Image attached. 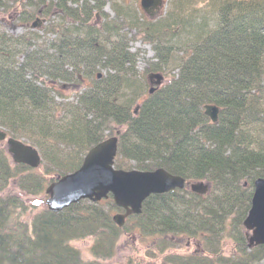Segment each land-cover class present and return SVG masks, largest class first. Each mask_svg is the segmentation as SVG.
<instances>
[{
    "label": "trees",
    "instance_id": "trees-1",
    "mask_svg": "<svg viewBox=\"0 0 264 264\" xmlns=\"http://www.w3.org/2000/svg\"><path fill=\"white\" fill-rule=\"evenodd\" d=\"M12 1L26 0H0V10L8 12ZM167 1L170 11L158 20L120 6L117 19L100 29L91 23L100 4L74 10L69 4L76 0H28L22 22L42 12L65 24L48 31L56 35L51 41L34 31L0 32V129L35 147L46 172L15 164L0 143V189L16 181L23 194L41 195L45 176L76 172L91 148L122 128L116 169L132 170L134 163L135 170L164 169L212 186L203 197L188 187L152 195L126 224L160 239L204 241L206 255L178 256L177 264H264V245L250 247L243 226L255 182L264 179V0ZM125 28L155 52L157 63L144 74L162 72L172 58L179 71L141 105L138 58ZM101 69L105 76L97 74ZM86 76L96 80L69 101L64 87ZM207 105L220 108L217 124L205 115ZM105 204L82 201L31 217L33 207L13 190L1 194L0 264L112 259L127 228L113 220L124 211L112 196ZM89 238L94 261L71 244Z\"/></svg>",
    "mask_w": 264,
    "mask_h": 264
},
{
    "label": "rangeland",
    "instance_id": "rangeland-1",
    "mask_svg": "<svg viewBox=\"0 0 264 264\" xmlns=\"http://www.w3.org/2000/svg\"><path fill=\"white\" fill-rule=\"evenodd\" d=\"M22 1H25V0H22ZM76 1H78L79 3L69 4V6L72 7L74 10H81V6H89V10H92L91 9L93 8L92 6H96L98 4L102 5L101 7H103V9L101 11L93 8V20L91 22L93 26L99 27L100 29H102V26L105 23L106 24L111 23L115 21V19H117L118 9L120 6L122 7L124 6L126 10L128 9L133 10V8H136L137 6L140 10V13L142 12L140 14L141 16L143 14L146 18H149L153 21L158 20L162 18L163 16H165V14H167L170 11V7H171V5H169L167 0H162L163 1L162 7H160V9L158 10L153 11L152 17H148V15H146V13H144V11L141 8V0H76ZM27 2L28 0H26L24 4L22 2H19L18 6H16L15 3L12 1L10 2V7L12 8H10L8 12H4L3 9L0 10V32H4L8 36L20 37L23 34L28 36L29 32L34 31L35 33L40 35V37L42 38V41L46 39H50V41L55 40L56 35L53 33H48V31H51L52 27H54L55 30H59L60 27L58 24H60V22L61 23L63 22L65 24L63 19L62 18L58 19V17L56 19L55 18L49 19L48 17L44 16L42 12L41 13L36 12L34 18L30 22H26V23L22 22L21 15H22L23 9L26 8L25 5ZM29 3L30 2H28V4ZM201 6H198V7L201 8ZM26 10H30V8H26ZM31 12H33V10H31ZM213 16L214 14L211 13L208 17L209 18L208 20H210ZM35 22L37 23L38 26L36 28H32ZM126 32H127V38H128L127 41L129 43L130 52L136 55V57L138 58L137 65H136V71L138 72L137 75H138L139 81H137V84L138 86H140V84L143 86L142 92L140 94V99L138 101L139 102L138 104L141 105L143 103V100L152 96L157 89L168 85V83L171 81V74L172 76L177 75L179 71L177 68H175V63L172 62L173 60L172 58L169 61V63L164 67V70L162 72H150V73L144 74V72L146 71L147 68H149V66L151 67L153 66V64L157 63V60L155 59V52L150 44L145 43L141 39L137 40L133 38L135 36V31H129L125 28L123 31V34H126ZM25 55H23V58L25 57ZM97 74L105 76L107 74V70L101 69L97 71ZM155 74L163 75V80L160 85L155 84L157 82L156 79H152L151 82L148 81V78ZM142 75L144 76L142 77ZM95 80L96 79L94 78H90L86 76L84 82L80 84L76 83L74 84V86L72 85L69 88H67L68 86L64 87L65 95L69 97L68 100L72 101L75 98H77V93L83 92L86 89V86H90ZM154 88L156 89L153 90ZM57 100L60 101L59 98H57ZM211 106H215V105H211ZM134 110H136V108H134ZM204 111L206 112L205 108H204ZM218 121H219V118H218ZM217 123H214V124H217ZM120 130H122V128H115L113 133L109 134L108 139L112 137H117L119 139ZM19 140H22L25 143H28L25 139H19ZM3 145L5 146L6 149L8 148L6 142H3ZM118 153H119V149H118ZM117 157H118V154H117ZM130 165L132 166V170L124 169V171L135 170L134 169L135 164L131 163ZM35 170H38L37 173L39 175H44V173L46 172V167L44 164H42L39 168ZM45 177H46V181L49 182V185L46 187V189L51 184H53L54 182L60 179L54 175L45 176ZM193 183H196V182H193ZM209 186H210V193H211L212 186L210 184ZM46 189H45V192L42 193L41 195H37V196L28 195L27 196L19 190L17 182L12 181L7 190L4 189L5 191H3L0 189V195L6 194L10 190H13L16 194H18L22 198L23 201H25L29 206L33 207V211L31 213V217H32L40 213L41 211L45 210V208L47 209L46 201L49 197L46 195ZM105 201L106 200H103L99 203H102L106 207ZM118 214L120 213L114 212L113 217ZM125 226L127 229L118 242L117 251H116L115 256L110 260L101 261V264H177L175 261V258L178 256L184 257L188 255L192 256L194 254L206 255L208 253L207 248L204 247V241L200 239H194L191 237H180V238H176L173 240L169 238L160 239L157 237L148 236L145 233H141L140 230L136 229L134 224L132 223H128ZM243 226H244V222H243ZM93 241L94 240L92 238H89L87 240L74 241L71 244L74 248H76L80 252L84 260L94 261L95 259L93 258L91 254V247L94 243Z\"/></svg>",
    "mask_w": 264,
    "mask_h": 264
},
{
    "label": "water",
    "instance_id": "water-1",
    "mask_svg": "<svg viewBox=\"0 0 264 264\" xmlns=\"http://www.w3.org/2000/svg\"><path fill=\"white\" fill-rule=\"evenodd\" d=\"M162 0H141L142 9L148 14L162 7ZM38 25L34 23L32 28ZM160 85L163 76L153 75ZM205 114L213 123L218 122L220 110L217 106H206ZM7 142L8 153L17 165H25L37 169L42 164L39 151L24 141L9 138L0 130V143ZM119 149V139L112 137L93 147L84 159L81 168L75 173L61 177L46 189L49 197L46 201L50 212L59 213L82 201L93 203L108 199L111 195L115 205L124 210V214L114 216V222L125 225L126 219L140 215L144 202L152 195L166 194L176 189L186 188V180L174 176L164 169L155 171H124L115 168V160ZM193 193L205 196L210 186L205 182L190 185ZM244 228L249 232L250 246L264 245V179L255 182V191L251 209L244 221Z\"/></svg>",
    "mask_w": 264,
    "mask_h": 264
}]
</instances>
